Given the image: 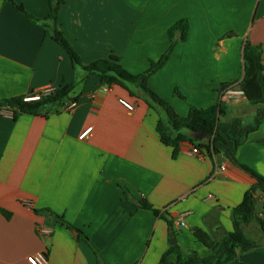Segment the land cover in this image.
Wrapping results in <instances>:
<instances>
[{"label": "crops", "instance_id": "crops-1", "mask_svg": "<svg viewBox=\"0 0 264 264\" xmlns=\"http://www.w3.org/2000/svg\"><path fill=\"white\" fill-rule=\"evenodd\" d=\"M13 1L38 19L50 12L48 0ZM182 19L190 23L188 40L176 45L149 86L187 116L190 106L216 105L220 85L242 79L246 42L264 51V0H67L58 25L85 65L117 55L137 75L167 52L168 30ZM230 32L236 36L224 39ZM70 84H75L71 98L78 99L72 111L67 102L47 118L21 115L14 121L12 112L0 114V264H29L27 257L41 252L49 264H98L75 231L35 213L44 209L84 231L105 264H159L170 247L168 224L139 208L143 199L171 219L185 220L184 228L175 226L184 257L210 256L193 230L214 236L232 232L233 209L252 188V176L224 154L210 158L203 149L192 154L207 142L204 135H192L174 158L173 148L161 142L157 111L121 87L101 86L97 74L85 76L43 27L0 0V100ZM175 89L186 100L176 97ZM121 98L136 104L135 112H128ZM225 105L222 121L254 124L259 108L246 98ZM260 138L264 121L236 159L264 177ZM263 198L258 192L256 212L264 219ZM38 227L53 233L42 237ZM246 230L258 233L260 249L231 264H264L263 232L255 222Z\"/></svg>", "mask_w": 264, "mask_h": 264}, {"label": "trees", "instance_id": "trees-1", "mask_svg": "<svg viewBox=\"0 0 264 264\" xmlns=\"http://www.w3.org/2000/svg\"><path fill=\"white\" fill-rule=\"evenodd\" d=\"M4 1L11 3L18 12L25 16L28 22L43 27L45 32L66 50L72 65L75 68L82 69L85 76L97 74L101 79V86L108 88L121 87L127 90L132 97L144 100L150 108L157 111L159 115L157 130L161 142L173 148L174 158L179 155L181 145L190 141L192 135H204L207 138V142L197 145L200 150H205L210 158L218 154H224L232 163L248 172L254 179L255 182L252 188L246 192L242 203L233 209L234 230L232 232H226L217 227L216 230H221V233L219 236H214L200 228L193 230V236L209 250L210 256L201 258L198 254L193 253L188 258H184L180 246L176 243L175 245H170L169 249L163 254L159 264H231L239 261L243 255L257 252L260 249V245L257 242L247 238L244 227L255 222L264 234V219L259 217L256 212V195L258 192L264 193V177L247 166L239 164L236 159L239 147L249 140L252 133L259 130L260 125L264 121V51L260 45L246 42L243 49L242 79L234 83L222 84L217 88L221 96L227 89L233 87H237L244 92V98H246L247 102L259 108L253 125L244 126L239 119L231 122L222 121L226 116V105L221 99L216 105L206 109L190 106L188 115L181 116L169 102L150 88L149 81L152 76L166 66L176 45L188 40L190 32L188 19L176 22L168 30L170 47L167 52L158 61H151L148 70L134 75L126 70L117 55H111L90 65H85L82 62L80 55L66 39L58 25L60 10L67 0H48L50 12L44 19H38L30 14L22 4H18L13 0ZM234 36L236 34L230 32L223 38ZM74 88L75 84L57 87L53 93L34 102H25L24 96L0 100V114L3 111H10L14 121H17L21 115L47 118L52 113H59L67 102L69 104L71 101L78 100L70 96ZM174 95L186 100L184 94L178 89H175ZM257 142L264 145V138L258 139ZM123 189L126 197L129 198V190L126 187H123ZM137 204L139 208L153 211L156 218L165 220L168 224L169 235L173 233L174 237L177 236L175 220L171 219L167 212L155 209L145 199ZM1 213L7 219H10L11 214L9 212L1 210ZM35 213L41 214L55 223H60L69 230L75 231L78 235V240L86 242L94 251L98 264H105L100 251L84 231L76 228L63 216L50 209L35 210Z\"/></svg>", "mask_w": 264, "mask_h": 264}, {"label": "built area", "instance_id": "built-area-1", "mask_svg": "<svg viewBox=\"0 0 264 264\" xmlns=\"http://www.w3.org/2000/svg\"><path fill=\"white\" fill-rule=\"evenodd\" d=\"M56 89H57L56 86H46L45 88H42L41 90H38L36 92H33L29 95L24 96V101L25 102L39 101V100H41L42 97L53 93ZM241 98H244V92L237 87L227 89L224 92V94H222V96H221V100H223L225 103H231L233 101L240 100ZM119 102L130 113L135 112V110L137 108L136 104L131 103V102L127 101L126 99L121 98V99H119ZM77 105H78V101H71V102H69L66 109L68 111H72L73 109H75L77 107ZM91 131H92L91 127L84 130L80 134L79 139L84 140L90 134ZM192 154H194V155H200L201 154V151H200L198 146H196L192 150ZM262 202L264 203V198H263ZM175 226H177V228H184L186 226V222L183 218L177 219L175 221ZM37 231H38V234L42 237L51 236L53 233L52 229L47 228V227H38ZM27 261L29 264H49V259H48L47 254L42 253V252L28 256Z\"/></svg>", "mask_w": 264, "mask_h": 264}, {"label": "rangeland", "instance_id": "rangeland-1", "mask_svg": "<svg viewBox=\"0 0 264 264\" xmlns=\"http://www.w3.org/2000/svg\"><path fill=\"white\" fill-rule=\"evenodd\" d=\"M245 235L248 239L256 241L257 239L260 240L261 238L258 237V233L250 232L249 230L245 231ZM189 257V256H188ZM184 257V258H188Z\"/></svg>", "mask_w": 264, "mask_h": 264}, {"label": "water", "instance_id": "water-1", "mask_svg": "<svg viewBox=\"0 0 264 264\" xmlns=\"http://www.w3.org/2000/svg\"><path fill=\"white\" fill-rule=\"evenodd\" d=\"M176 244V238L174 237V234H170V245H175Z\"/></svg>", "mask_w": 264, "mask_h": 264}]
</instances>
